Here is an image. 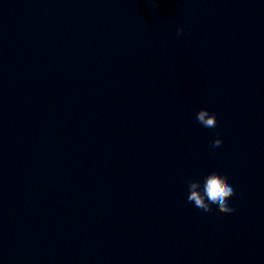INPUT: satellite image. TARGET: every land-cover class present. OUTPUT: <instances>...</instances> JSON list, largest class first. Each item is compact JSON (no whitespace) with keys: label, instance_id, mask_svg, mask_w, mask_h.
Returning a JSON list of instances; mask_svg holds the SVG:
<instances>
[{"label":"water","instance_id":"water-1","mask_svg":"<svg viewBox=\"0 0 264 264\" xmlns=\"http://www.w3.org/2000/svg\"><path fill=\"white\" fill-rule=\"evenodd\" d=\"M0 264H264V0H0Z\"/></svg>","mask_w":264,"mask_h":264},{"label":"clouds","instance_id":"clouds-1","mask_svg":"<svg viewBox=\"0 0 264 264\" xmlns=\"http://www.w3.org/2000/svg\"><path fill=\"white\" fill-rule=\"evenodd\" d=\"M183 33L182 28L177 29V35ZM196 120L205 128H215L217 117L207 108L200 109L196 114ZM223 141L220 138L212 142V147H219ZM187 200L194 206L205 211H212V205L225 214H230L235 209L230 205V198L235 194V184L227 174L219 171H211L202 178H192L187 181Z\"/></svg>","mask_w":264,"mask_h":264}]
</instances>
